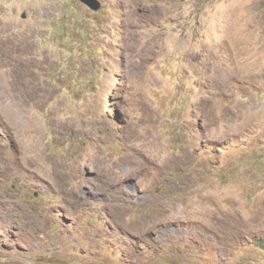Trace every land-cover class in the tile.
Returning a JSON list of instances; mask_svg holds the SVG:
<instances>
[{
    "label": "rangeland",
    "instance_id": "1",
    "mask_svg": "<svg viewBox=\"0 0 264 264\" xmlns=\"http://www.w3.org/2000/svg\"><path fill=\"white\" fill-rule=\"evenodd\" d=\"M0 0V264H264V0Z\"/></svg>",
    "mask_w": 264,
    "mask_h": 264
},
{
    "label": "water",
    "instance_id": "2",
    "mask_svg": "<svg viewBox=\"0 0 264 264\" xmlns=\"http://www.w3.org/2000/svg\"><path fill=\"white\" fill-rule=\"evenodd\" d=\"M94 11H98L102 8V2L100 0H80Z\"/></svg>",
    "mask_w": 264,
    "mask_h": 264
},
{
    "label": "trees",
    "instance_id": "3",
    "mask_svg": "<svg viewBox=\"0 0 264 264\" xmlns=\"http://www.w3.org/2000/svg\"><path fill=\"white\" fill-rule=\"evenodd\" d=\"M262 247H264L263 245H261Z\"/></svg>",
    "mask_w": 264,
    "mask_h": 264
}]
</instances>
